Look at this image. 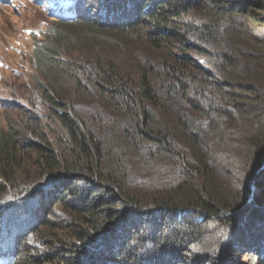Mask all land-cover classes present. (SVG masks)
<instances>
[{
  "label": "trees",
  "instance_id": "16d2710c",
  "mask_svg": "<svg viewBox=\"0 0 264 264\" xmlns=\"http://www.w3.org/2000/svg\"><path fill=\"white\" fill-rule=\"evenodd\" d=\"M33 1L55 24L31 33L30 64L57 129L0 128V264H264V23L241 21L255 0H100L99 19L90 0Z\"/></svg>",
  "mask_w": 264,
  "mask_h": 264
},
{
  "label": "rangeland",
  "instance_id": "374dc122",
  "mask_svg": "<svg viewBox=\"0 0 264 264\" xmlns=\"http://www.w3.org/2000/svg\"><path fill=\"white\" fill-rule=\"evenodd\" d=\"M253 2L255 3L247 9L248 12L243 15L241 21H250V14L258 16L260 21H263L264 23V0H255ZM88 3L89 4L85 6V9L91 6V13L93 15H91L92 18L99 19L97 12L102 6L100 5V0H90ZM100 14L102 15V13ZM128 15H131V17H127ZM133 15V10H130V13L125 11V13L114 14L112 16H109L107 13L104 18L106 21H111L115 17H119V19L123 20L129 18L128 20H130L135 17ZM53 27H55L54 22H52V20L45 13H42L41 10L36 7L33 0H0V128H8L13 124L18 128L20 127L24 129L32 140H34V136L31 133L33 126L29 124L30 122L35 121L34 117H42L45 124L51 123L53 125V129H57L56 125L50 121L48 117L49 113H47L41 98L35 92L32 76L37 75L36 73H38V71L34 68L33 64H30V58L36 46V42L31 38V33L47 31L49 28ZM42 40L43 38H39V41ZM171 50L173 55L183 56L185 54L184 51L177 46H171ZM152 53L156 58L164 57L163 55L165 54L163 51H161L162 54H156L155 52ZM189 55L193 56L195 54L191 52ZM3 100L14 101L20 105L16 107L8 105L12 107V110H8L7 106L5 107L2 105ZM208 156V153H206L207 158ZM211 166L214 168L213 164ZM258 173L261 174L259 178L264 179V166ZM192 176L193 180H190L191 186L193 185L200 188V185L204 184L203 177L195 171H193ZM242 182L243 181H241V183ZM41 184L42 181L23 183V185H25L24 188L31 187L33 189L42 188L40 187ZM215 185L217 187L216 195H223L227 199L228 205H231L233 201H236L234 199L236 196L241 197L239 193H227L230 190L229 188H227L226 191L221 189L218 184L217 177L215 179ZM251 185L253 190L256 189L252 182ZM46 187L47 186H43L45 190L47 189ZM142 187H139L142 191L140 193L145 195L144 193H147L146 189ZM14 195H16V193L12 190L9 196L11 199H14L12 202H19L15 201ZM21 201L26 202V200H20V204L18 203V205L22 204ZM27 205H29V201ZM3 206L5 207L7 204ZM3 206L1 208H4ZM56 209L54 214H51L49 218L50 223L55 226L64 227L65 224L63 223H69V221H71V217L63 210L59 208ZM10 211H13V209L7 210L6 214ZM12 216L14 218H18L17 215L13 214ZM22 217L25 218V215ZM19 223L24 226L21 221H19ZM31 226L32 223H25V230H30L32 228ZM36 227L37 226H35V228ZM27 245L29 249H32L31 254H33V256L49 252V246L41 243V241L37 239V236L31 239ZM27 252L28 251H24V254L26 255ZM247 261H249V258H244L243 256V264H247ZM103 263L104 262H102V264Z\"/></svg>",
  "mask_w": 264,
  "mask_h": 264
}]
</instances>
